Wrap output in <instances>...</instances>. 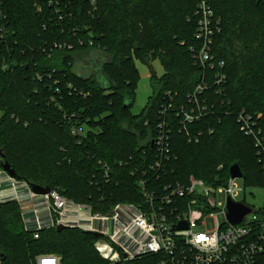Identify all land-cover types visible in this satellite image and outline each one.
<instances>
[{"label": "trees", "instance_id": "1", "mask_svg": "<svg viewBox=\"0 0 264 264\" xmlns=\"http://www.w3.org/2000/svg\"><path fill=\"white\" fill-rule=\"evenodd\" d=\"M200 1L218 21L213 52L226 80L222 94H203L209 112L192 125L201 136L190 142L176 112L203 73L211 75L190 48ZM134 58L149 66L158 58L164 69L159 77L151 69L152 94L137 114ZM242 110L264 126V0H0V170L7 162L18 180L102 213L117 202L142 205L141 178L164 186L192 176L214 186L233 163L248 185L264 187L254 138L236 119ZM163 119L171 157L155 174L146 169L159 154L152 142ZM95 240L77 228L34 238L17 201L0 203L1 264H36L45 253L60 264H112ZM127 264H157V256Z\"/></svg>", "mask_w": 264, "mask_h": 264}, {"label": "built area", "instance_id": "2", "mask_svg": "<svg viewBox=\"0 0 264 264\" xmlns=\"http://www.w3.org/2000/svg\"><path fill=\"white\" fill-rule=\"evenodd\" d=\"M195 13L198 19L194 33L197 41L194 47H190L192 58L211 75L203 73L201 81L187 94V105L176 112L182 132L190 142H198L201 136L199 129L192 131V125L209 112L207 102L211 101L203 94L211 87L215 93L222 94L226 80L222 72L224 63L217 61L213 52L214 37L219 31L213 9L205 1H200ZM166 110L163 109L162 113ZM236 119L240 131L254 138L258 160L264 167V126L258 125L256 119L244 110L237 114ZM162 121L153 140L159 154L146 169L155 174L165 170L162 166L171 157V128L169 122ZM72 132L82 135L83 129L73 128ZM146 170H142L143 175ZM108 172L106 168L103 173L105 180ZM188 178L185 183L164 186H148L149 179L141 178L138 184L145 198L142 205L117 202L108 212L102 213L93 210L92 205L67 198L56 190L36 193L29 183L2 169L0 203L17 201L23 226L26 231L32 230L34 238H38L42 229H56L58 225L77 228L84 233H97L99 236L94 237V249L112 264H127L148 255L157 256V264H264V205L257 209L237 201L238 191L232 186L236 178L228 174L222 183L214 185L222 186L226 192L222 208L225 223H221L214 213L217 203L205 182L192 176ZM229 200L250 208L241 222L228 220ZM206 215L213 218L215 228L197 230L204 224L202 217ZM36 264H60L59 257L45 253L37 257Z\"/></svg>", "mask_w": 264, "mask_h": 264}, {"label": "rangeland", "instance_id": "3", "mask_svg": "<svg viewBox=\"0 0 264 264\" xmlns=\"http://www.w3.org/2000/svg\"><path fill=\"white\" fill-rule=\"evenodd\" d=\"M134 64H136L138 70V82L135 89V98L134 103L131 106L132 111L134 113H139L140 110L143 108V105L146 103L148 97L152 94L151 88V69L156 73L159 77L164 73L163 66L159 62L158 58L153 59L150 61V66L146 64L140 58H134ZM97 78L100 80L101 84L107 85V80L103 77L101 73V66L98 65L97 67ZM1 171V170H0ZM207 185V184H206ZM208 186V187H207ZM205 186L209 192H211V196L215 199L217 203V208L214 213H216L217 219L221 223H225L224 214L222 213V208L224 207L225 203V189L222 186ZM235 189L238 191L236 195V200L239 202H244L250 206H254L258 209V207L264 205V187L257 186L252 187L247 184L244 177L243 178H236L232 184ZM202 221L204 224L197 227V230L206 229V230H213L215 228V221L209 215L203 216ZM264 257V256H263Z\"/></svg>", "mask_w": 264, "mask_h": 264}, {"label": "water", "instance_id": "4", "mask_svg": "<svg viewBox=\"0 0 264 264\" xmlns=\"http://www.w3.org/2000/svg\"><path fill=\"white\" fill-rule=\"evenodd\" d=\"M152 145H153V142H152ZM1 166H2V169H4L9 175L15 176L14 169L10 168L7 162L2 163ZM228 174L230 177H233V178H243L242 171L237 163H233L229 167ZM31 187L34 192L39 193V194L49 192L50 190L48 186L31 185ZM228 206H229L228 207L229 213L227 215V218L233 223L241 222L244 215L250 211L249 207L242 205L240 203H235L231 200L228 201ZM182 225L185 226V223H183ZM56 229L59 231V230L65 229V227L63 225H58ZM85 233L92 235L93 237L99 236L97 233H91L89 231H85Z\"/></svg>", "mask_w": 264, "mask_h": 264}]
</instances>
